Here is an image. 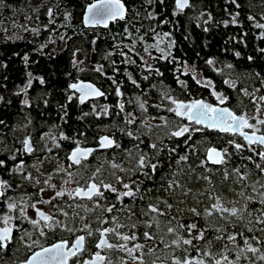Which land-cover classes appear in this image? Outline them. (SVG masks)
I'll return each mask as SVG.
<instances>
[{"label":"snow or ice","instance_id":"snow-or-ice-1","mask_svg":"<svg viewBox=\"0 0 264 264\" xmlns=\"http://www.w3.org/2000/svg\"><path fill=\"white\" fill-rule=\"evenodd\" d=\"M148 2L151 4L152 0ZM159 3L163 4L164 0H159ZM230 3L236 8L241 7L237 0H230ZM194 8L195 4L192 0H174L173 15L183 14L185 10ZM127 11L123 0H95L86 9L84 23L89 26L103 24L107 27L109 21L126 19ZM46 15L49 23L54 24L53 7L47 9ZM204 15H208V19L203 21L207 25L212 20L211 14L202 12L196 20L199 22ZM239 15L240 13L237 12L231 15V21L226 20L222 23L225 27L229 22L237 25ZM149 18L156 19V16L149 13ZM247 18L254 22L255 28L264 29V23L257 21L255 16L249 15ZM70 19L71 13H66L65 20L70 21ZM261 19H264V15ZM25 30L37 35L40 32L39 27ZM149 30L155 32V28ZM204 30L209 29L205 27ZM156 36V43L144 44V52L150 58L157 59L152 57L151 50L154 49L161 53L160 59L176 61L171 51L175 41L170 39V33H156ZM59 38L65 39L63 35ZM129 38H131L130 33ZM260 38L264 39V32L260 33ZM139 40L143 42L144 36L141 35ZM166 40L168 41L166 47H161ZM44 47L46 45H41V49ZM126 47L130 52H134L135 42ZM259 51L264 52V48ZM113 54L109 52L105 59ZM120 54L125 57L124 63H135L127 53L121 51ZM135 55L140 54L136 52ZM235 55L239 57L240 53L237 52ZM23 59L27 62L28 56L25 55ZM140 59L143 60V57L141 56ZM248 59L251 61L253 57L249 56ZM81 63L83 61L75 59L74 52L73 66L79 71H84L85 69L79 68ZM111 63L114 65L115 61ZM205 63L212 66L219 74H224L223 69L215 68L214 59H207ZM226 68L233 70L234 66L227 64ZM103 69V65H97L94 71L106 75ZM147 71L163 76L159 68L153 69L150 65L147 66ZM176 71L180 72V75L190 76L196 84L208 88L216 103L195 98L181 100L172 96L171 90L165 86L163 89H157L160 92L161 103L153 107L158 111L163 110L173 114L174 119L170 120L166 115L142 117L133 112L125 113L124 123L129 126L136 125V128L118 130L136 143L132 148H126L119 154L124 156L131 167L126 168L123 163H117L116 152L112 153L111 159L94 157L97 149L82 147V141L73 140L62 131L58 136L48 132L43 134L41 139L47 136L53 148H61V141H71L75 145L67 154L66 158L70 161L67 167L60 165L55 170L56 174H64L61 177L62 185L59 190L56 184L51 183V175L44 181L48 189L54 192L53 196L44 200L37 193L38 199L35 203L28 202L31 200V195L28 200H25L23 195L16 199L8 195L12 185L0 178V203L6 208V211L0 210V225H2L0 255L10 252V246L18 241L31 253L21 261V264H264V128L261 127L264 126V118L261 117V112L264 111V94L258 95L261 88H264V77L256 73L255 77L259 79L261 88L253 87L249 90L247 86L239 87V83L242 82H238V78L232 79L229 72V78L223 83L236 93L237 103L232 106L229 104L230 95L217 91L212 80L207 77L197 79L194 65L190 67L185 61L182 70L177 68ZM129 79L137 88L140 87L131 75ZM143 79L148 80L149 76H144ZM176 81L181 89L187 90V81L180 79V76H176ZM31 83L32 81L29 80V87ZM40 83H44L43 78H40ZM113 83L117 82L113 79ZM69 87L74 93H79L76 99L80 104H84L89 98L106 96L104 91L91 83H72ZM22 91L26 96L27 91ZM116 96L121 98L118 107L120 112H124L125 103L122 102L124 94L119 86L116 88ZM241 97L250 100L253 106L251 110ZM69 99L72 97L70 96ZM164 101H167L166 105ZM127 103L132 104L133 100L129 99ZM135 103L141 113L148 112L147 101L141 102L140 96L135 97ZM23 104L31 106L27 99ZM92 108L97 118L108 114L106 105L100 112H96L95 104ZM236 108H240V111L237 112ZM84 115L87 116L89 113ZM155 120H159L160 123H151ZM154 128L167 130L165 135L168 139L185 138L183 141L185 144L192 140L195 133H202L205 130L216 131L232 138L226 141L228 147H208L205 150L206 158L200 160L195 167L189 163L187 153L177 155L175 170L167 175L161 172L157 181L159 184L157 191L164 195L150 197L147 194L152 189H142V182L133 177L139 175L151 180L161 168L160 154L165 149L170 157L176 153V147L169 148L164 145L159 136L155 141L152 139L155 135ZM144 137H147V143ZM237 137L242 138L243 142H237ZM21 143L24 153L31 155L37 151L30 137H26ZM195 143L193 141L188 148V152L192 155H195ZM142 145L144 147H141ZM99 146L105 150L121 149V144L108 135L99 138ZM229 147L232 151H229ZM53 148L45 144L44 149L41 150L51 153ZM245 150L251 155L244 156ZM236 154L254 163L255 172L259 174L257 178L253 179V172L247 170V165L243 166L244 171L241 166L229 169V161ZM256 156L259 157L260 163L255 161ZM10 159L16 160V155L13 154ZM90 159L97 162L90 164ZM37 162L43 163L39 158ZM31 166L39 171L36 163ZM0 167H6L4 160H0ZM24 167V162L21 161L12 171L26 181L31 182L35 179V183L40 184V180L34 178L31 173L25 175ZM73 167L76 168V173L69 171ZM82 168H92L93 171L87 177L78 176ZM197 168L202 169L198 174ZM217 172L221 173V184L231 179V183L224 189L232 193L231 197L225 196L224 191L217 192L213 183V177ZM194 175L197 182L203 180L207 185L202 191H194L189 186ZM80 180H84V183L80 184ZM68 184H75L76 187L68 189L65 187ZM46 190L41 188L40 192ZM204 197L209 203H205ZM170 198L174 202H169ZM53 200L58 201L54 207L63 219L57 218V214L46 213L37 207V204H52ZM189 200L192 201L190 205ZM250 204H259L260 207L250 209ZM201 205H204L203 208ZM29 208L35 210L37 218L28 215ZM185 213H189L190 218L186 217ZM25 223L31 226L30 229L24 227ZM64 233H67L71 239L64 238ZM57 236L61 238L49 243Z\"/></svg>","mask_w":264,"mask_h":264},{"label":"trees","instance_id":"trees-1","mask_svg":"<svg viewBox=\"0 0 264 264\" xmlns=\"http://www.w3.org/2000/svg\"><path fill=\"white\" fill-rule=\"evenodd\" d=\"M93 1L95 0H49L46 4H43V0H2L0 2V26L5 25L0 28V121H2L0 130L5 127L0 133V140L15 142L21 139L28 132L27 129L30 128L37 141L40 139V134L47 131L57 136L62 131L73 140L82 141V147H95L98 145L101 136L108 135L121 144V149L96 151L94 157L111 159L112 153L116 152V162L123 163L127 168L132 165L128 164L124 156L119 153L126 148H132L136 141L122 135L118 129L131 127L135 130L136 125L129 126L124 123L125 113L133 112L142 117L166 115L170 120L175 118L173 114L163 110L158 111L153 107V105L161 103L160 92L157 89H163L166 86L171 90L172 96L181 100L195 98L216 103L208 88L196 84L190 76L180 75V72L176 71L177 68H181V64L185 61L190 65L198 66L204 71L207 78L215 80L217 82L216 90L230 95L229 104L232 106L237 103L236 93L223 83L225 79L229 78V72H231L232 79L238 78V82H242L239 84L249 85V90L255 86L261 88L260 81L255 77V74L260 73V76L264 77V52L259 51V49L264 48V39L260 38V33L264 32V29L255 28L254 22L247 17L249 15L255 16L257 21L264 23V19H261V16L264 15V0H237V3L241 4L240 8H236L234 4L230 3V0H192L195 8L187 9L179 15H173L174 0H164L163 4H160L159 0H152L151 4L148 0H123L128 8L126 19L112 23L107 29L86 28L84 26L85 7ZM49 7H53L54 24L49 23L46 15ZM202 12L211 14L212 20L207 25L203 21L208 19V15H204L199 22L196 20V17ZM237 12L240 13L239 23L233 25L229 22L228 26L225 27L222 22L231 21V15ZM66 13H71L70 21L65 20ZM149 13L155 15L156 19L149 18ZM35 27L40 28L38 35L30 30H25ZM205 27L209 30L205 31ZM150 28H155V32L150 31ZM8 31L13 39H6ZM129 33L131 38H129ZM156 33H170V39L175 41V46L171 51L176 61L169 62V60L160 59L161 53L154 49L151 50L152 57L157 59L150 58L144 52L145 43H156ZM18 35H21L19 39L16 38ZM56 35H58L59 44L63 47L61 51L52 55L50 53V41ZM61 35L65 37L64 40L59 38ZM141 35L144 36L143 42L139 40ZM134 42L135 50L130 52L126 46H130ZM167 42L166 40L161 44V47H166ZM41 45H46V47L41 49ZM77 49L79 51H76ZM121 51L127 53L135 63H124L125 57L120 54ZM74 52L75 59L83 61L79 64V68L85 69L84 71H79L77 67L73 66ZM109 52L114 54L105 59ZM136 52L140 55H135ZM237 52L240 53L239 57L235 55ZM25 55L28 56L27 62L23 59ZM141 56L143 60L140 59ZM249 56L253 57L251 61L248 59ZM207 59H214L215 68L223 69L224 74H219L213 70L212 66L207 65L205 63ZM111 61H115V64L113 65ZM227 64H232L233 70L227 69ZM97 65L104 66L103 71L106 75L94 71ZM148 65L152 66L153 69L159 68L163 76H157L154 72L149 73L147 71ZM39 75L44 76V86L33 87L26 96L17 92L16 86L18 84H24L30 76ZM129 75L139 83V88L131 82ZM144 76H149V79L144 80ZM176 76L187 81L188 88L186 91L180 88ZM113 79L117 83H113ZM80 80L90 81L104 91L110 98V105H106L105 97L80 104L76 99L77 93L69 88L70 84ZM34 82L38 83V80L35 79ZM117 86L124 94L122 100L125 103L124 112H120L118 107L121 98L116 96ZM220 87L226 89H220ZM261 94H264L263 88L258 93V95ZM68 96H71L72 99H69ZM136 96H140L141 102L147 101V113H141L139 110L135 103ZM241 98L251 110L253 106L250 100L247 97ZM23 99L31 100V106L22 104L21 100ZM45 99L47 104H45ZM129 99L133 100L132 104L127 103ZM94 104L96 105V112H100L103 106H108V114L97 118L93 114L92 106ZM164 104L166 105L167 101H164ZM236 110L239 112L240 108H236ZM84 113H89V115L85 116ZM151 123L157 124L160 121L155 120ZM261 127L264 128V126ZM166 131L154 128L155 135L152 139L155 141L159 136L164 145L169 148L175 146L176 153L170 157L167 149H165L160 154L161 168L151 180L139 175L133 177V179L142 182V189H152L147 194L150 197L164 195L157 191L159 187L157 181L161 172L167 175L175 170L177 155L187 153L189 163L195 167L200 160L206 158L205 150L208 147H228L226 141L232 138L216 131L205 130L202 133H195L192 140L185 144L183 142L185 138L168 139L165 135ZM81 133L84 135H80ZM144 139L147 143V137ZM236 139L237 142H243L242 138L237 137ZM193 141L196 142L195 155L188 152ZM60 143L62 147L53 148L51 156L64 158L67 152L75 146L71 141H61ZM229 151H232L230 147ZM243 155L248 156L251 153L245 150ZM2 157V160L8 159L7 154ZM254 159L260 163L258 156ZM96 162L93 159L89 160L90 164ZM244 165H247V170H252L253 179L258 177L259 174L255 172L254 163L242 159L239 154L233 155L228 167L232 169L241 166L242 171H244ZM81 170L86 177L93 171L92 168H82ZM201 171L200 168L196 169L197 174ZM120 175L123 176L124 173H120ZM220 181L221 173L217 172L213 177L217 192L224 191L227 184L231 183V179L224 184H221ZM189 186L194 191H202L204 187H207L203 180L197 182L195 175L192 177V183ZM249 191L251 190L249 189ZM224 195L231 197L232 193L224 191ZM204 200L205 203H209L206 197ZM169 202L174 201L170 198ZM191 203L192 201L189 200L188 204ZM203 206L201 205V208ZM180 207H185V205H180ZM249 207L250 209L259 208L260 205L250 204ZM185 216L190 218L189 213H185ZM160 254L164 255V253Z\"/></svg>","mask_w":264,"mask_h":264},{"label":"flooded vegetation","instance_id":"flooded-vegetation-1","mask_svg":"<svg viewBox=\"0 0 264 264\" xmlns=\"http://www.w3.org/2000/svg\"><path fill=\"white\" fill-rule=\"evenodd\" d=\"M48 1L49 0H43V4H46ZM43 23H45V22H43ZM52 40H53V38H51V41H50V53L52 55H54L56 53L53 51ZM183 64H181V69H182ZM187 64H188V62H187ZM188 66L191 67L193 65L188 64ZM195 68H196V73L200 74V76H202L203 78L206 77L203 70L199 69L198 66H195ZM40 78H43V80H44V76L43 75H39V76H36V77L35 76L28 77L24 84L22 83V84H18L16 86L17 92L21 93V94H24V92L22 90H26L27 93H28L35 86H36V88H38L39 86H44L45 83L41 84L40 83ZM35 79L38 80V83L34 82ZM197 79H198V76H197ZM208 79L212 80L211 78H208ZM29 80L32 81L30 87L28 86V81ZM212 81H213L215 87L217 88V84H216L217 82L215 80H212ZM244 86L248 87L249 85L239 84V87H244ZM255 87L258 88V86H255ZM220 89H226V88L225 87H220ZM77 96H78V93H77ZM68 97H70V96H68ZM105 99H106V105H110V98L106 95ZM24 100L25 99L21 100L22 104H23ZM97 100H99V99H97ZM28 101H29V103H32L31 100H28ZM44 101H46V99ZM92 102H94V101H92ZM4 129H5V127H2V129L0 130V133L3 132ZM27 131L28 132H26V134H24V136L21 139L16 140L15 142L14 141L8 142V141L0 140V160L3 159V157H2L3 155H6V154L8 155V159L4 160L6 162V167H0V178H2L4 180H7L12 185V188L8 191V195L9 196L14 197L16 199H19L20 196L23 195L24 199L28 200V197L31 195V200H29L28 202L29 203H35L36 200L38 199V196L36 195L37 193H39V195L42 196V198L44 200H48L51 196L54 195V194L53 195H45V194H48L49 192L52 191L51 189H48L47 185L44 184V181L48 178L49 175L52 176L51 183L52 184H56L58 186V190H59V187L62 185L61 177L64 175L63 173L56 174L55 170H53V171H51L49 173H47V171L43 172V170H42L43 168H47L46 170H49L48 169V165L47 164L38 163L37 162V158H39V160L41 159V161L43 163H44V161H46V158H50L53 161L57 160V161H59L57 167H59L60 165H64L65 167H67V165L70 163V161H68L66 157H67V154L71 150L67 152V154L65 155L64 158L51 156L52 152L49 153L47 151H42L41 150V149H44L45 144H47V146L49 148H53V145H52L51 141L49 140V138L47 136H44V139H41V136L43 134H45V133H48V131L43 133V134H40V136H39L40 139L38 141H37V139L35 137L34 132H32L30 130V128H28ZM26 137H30L31 138L33 146L37 150L34 153H32L31 155L26 154V153H24L22 151V147L23 146H22L21 142ZM18 149H20L21 151H17ZM40 153H42V155H40ZM13 154L16 155V160L10 159V157ZM21 161L24 162V166H25L24 167V173H25V175L31 173V175L34 178H37V179L40 180V184H36L35 183V179L33 181H31V182L26 181L18 173H15V172L12 171V169L14 167H16ZM34 163L37 164V167L39 168V171H37V168H33L31 166ZM69 171H71L73 173L77 172L75 167L69 169ZM77 175L78 176L79 175H83L84 177H86L84 172H83V170H80V172ZM65 178H67V177L65 176ZM83 183H84V180H80V184H83ZM65 187H67L68 189H71L73 187H76V185L75 184H68ZM41 188H45L47 190L41 193L40 192ZM57 203H58L57 200H53L52 204H37V207H39L41 210H43L46 213L57 214V218L63 219V217L58 215L57 209L54 207V205H56ZM0 210L6 211V208H5L3 203H0ZM28 215L30 217L37 218L35 216V210L34 209L29 208L28 209ZM0 226H2V225H0ZM24 227L30 229L31 226L28 225L27 223H25ZM63 236H64V238L71 239V237H69L67 233H64ZM60 238H61L60 236H57L52 241H49V243L50 242H55V240H58ZM10 247H11V251L10 252H7V253H5L3 255H0V264H21V261L26 259L27 256L31 255V253L25 247H23L18 241L14 245H11Z\"/></svg>","mask_w":264,"mask_h":264},{"label":"rangeland","instance_id":"rangeland-1","mask_svg":"<svg viewBox=\"0 0 264 264\" xmlns=\"http://www.w3.org/2000/svg\"><path fill=\"white\" fill-rule=\"evenodd\" d=\"M4 26H5V25L2 24V25L0 26V28H3ZM20 37H21V35H18L16 38L19 39ZM6 39H7V40H9V39H13V37H12V35H11V33H10L9 31L7 32ZM52 46H53V51H54L55 53H57V52H59V51L62 50V47H63V46H61V45L59 44V42H58V35H56V36L53 37V40H52ZM197 76H198V79H202V78H203V77L200 76V74H198V73H197ZM261 117L264 118V111L261 112ZM49 146H50V145H49ZM58 162H59V161H57V160L53 161V160H51L50 158H46V161H44V163H42V164H47L49 170H46L47 168H43V169H42L43 172H46V171H47V173H49V172H51V171H53V170H56V169H57ZM53 194H54V192L51 191V192H49L48 194H45V195H53Z\"/></svg>","mask_w":264,"mask_h":264},{"label":"water","instance_id":"water-1","mask_svg":"<svg viewBox=\"0 0 264 264\" xmlns=\"http://www.w3.org/2000/svg\"><path fill=\"white\" fill-rule=\"evenodd\" d=\"M95 2V1H94ZM124 2V1H123ZM91 4V3H90ZM90 4H88V5H86V7H85V10H84V14H83V24H84V26L86 27V28H96V27H100V28H102V29H107V28H109L110 27V25L112 24V23H114V22H116V21H109L108 22V26L107 27H105L103 24H97V25H94V26H89V25H86L85 23H84V18H85V16L87 15V12H86V9H87V7L90 5ZM124 4H125V2H124ZM125 7H126V9L128 10V8H127V6H126V4H125ZM128 12V11H127ZM118 21V20H117ZM80 82H84V83H91V84H93L92 82H90V81H84V80H80V81H78V82H75V83H80ZM95 87H97L95 84H93ZM70 86V85H69ZM70 88V87H69ZM98 88V87H97ZM73 91V90H72ZM102 91V90H101ZM78 95H79V93H78ZM101 97H99V98H89L87 101H91V100H97V99H100ZM86 101V102H87ZM104 136V135H103ZM102 137V136H101ZM98 144H99V140H98ZM90 148H94V149H97V151H102V150H105V149H101L100 148V146L98 145V146H96V147H90Z\"/></svg>","mask_w":264,"mask_h":264}]
</instances>
